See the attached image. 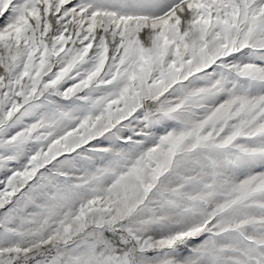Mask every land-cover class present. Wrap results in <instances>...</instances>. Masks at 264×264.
Returning <instances> with one entry per match:
<instances>
[{"label": "snow or ice", "instance_id": "1", "mask_svg": "<svg viewBox=\"0 0 264 264\" xmlns=\"http://www.w3.org/2000/svg\"><path fill=\"white\" fill-rule=\"evenodd\" d=\"M0 264H264V0H0Z\"/></svg>", "mask_w": 264, "mask_h": 264}]
</instances>
